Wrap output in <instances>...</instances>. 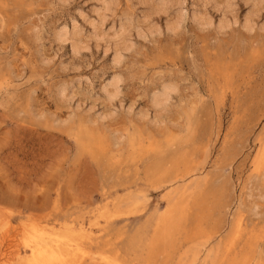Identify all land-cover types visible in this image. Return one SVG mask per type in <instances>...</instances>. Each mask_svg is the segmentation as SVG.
<instances>
[{
  "label": "rangeland",
  "instance_id": "obj_1",
  "mask_svg": "<svg viewBox=\"0 0 264 264\" xmlns=\"http://www.w3.org/2000/svg\"><path fill=\"white\" fill-rule=\"evenodd\" d=\"M102 1L0 0V264H264V0Z\"/></svg>",
  "mask_w": 264,
  "mask_h": 264
},
{
  "label": "bare ground",
  "instance_id": "obj_2",
  "mask_svg": "<svg viewBox=\"0 0 264 264\" xmlns=\"http://www.w3.org/2000/svg\"><path fill=\"white\" fill-rule=\"evenodd\" d=\"M100 1H102V0H100ZM171 1H173V0H171ZM103 3H102V5H103V8L104 9H107V7L109 8V5H107V7L105 8V6L104 5H106V4H104L106 1H102ZM248 2V1H247ZM107 3V2H106ZM163 3V2H162ZM168 3H169V1H168ZM165 4V3H164ZM170 4V3H169ZM148 5V4H147ZM167 5V4H166ZM229 6H231L230 4H228ZM255 5V4H254ZM153 7V6H152ZM159 7V6H158ZM161 7V6H160ZM163 7V6H162ZM164 7H165V5H164ZM168 7V6H167ZM166 8V7H165ZM227 8H230V7H227ZM102 10V11H104L105 13H106V10ZM164 9V8H163ZM107 10H110V8L109 9H107ZM100 12V10L98 11V13ZM102 14V13H101ZM104 14V13H103ZM101 15V17H103L104 15ZM106 16V15H105ZM99 17V16H98ZM100 17V18H101ZM207 17V16H206ZM104 19H105V17H103ZM208 18V17H207ZM207 18H206V20H207ZM103 19V20H104ZM197 19V18H196ZM251 19V18H250ZM200 20V19H199ZM205 20V21H206ZM204 20H203V22L202 23H204L205 22ZM224 21V19L223 20H221V22H223ZM249 20H247L246 22H248ZM211 22V21H210ZM210 22H209V19H208V21H207V25H208V23H209V26H210ZM238 22V21H237ZM250 22V21H249ZM201 23V24H202ZM212 23V22H211ZM227 22H223V24H226ZM252 23V21L250 22V24ZM176 24V23H175ZM222 24V26H224ZM228 24H229V22H228ZM249 24V23H248ZM250 24L248 25V26H250ZM172 25V24H171ZM170 25V26H171ZM177 26H178V24H176ZM204 25H206V24H204ZM252 25V24H251ZM173 26V25H172ZM254 26V25H253ZM122 29V28H121ZM126 29V28H125ZM136 29V28H135ZM169 29H171V28H169ZM123 31L124 32H126L124 29H123ZM65 35H66V33L65 32H63ZM122 33V32H121ZM79 34V33H78ZM123 35H124V33H122ZM73 35H74V37L76 36V34L75 33H73ZM67 36V35H66ZM78 36V35H77ZM113 36V35H112ZM120 36H122V35H119L118 36V38L119 39H121L122 40V38L120 37ZM62 37H63V34H62ZM123 37V36H122ZM65 38V37H64ZM106 38V37H105ZM66 39V38H65ZM125 39V38H124ZM123 39V40H124ZM78 40V39H77ZM122 40V41H123ZM115 41H117V40H115ZM122 41H120L119 40V44H118V47H119V45L120 44H123V42ZM125 41V40H124ZM74 42H75V40H74ZM78 42V41H77ZM122 42V43H121ZM76 43V42H75ZM125 43V42H124ZM77 44H80V42L79 43H76V47H74V48H76L77 49V47H81L80 45L78 46ZM117 44V43H116ZM75 45V44H74ZM115 45V44H114ZM117 46V45H116ZM118 47H116V49L118 48ZM76 49H73V50H76ZM80 49V48H79ZM82 49V48H81ZM78 50V49H77ZM118 56V55H117ZM121 56V55H120ZM119 57V56H118ZM118 57H117V59H118ZM116 85V84H115ZM174 86V85H173ZM173 86H166V87H164L163 88V91H162V93H160V94H157V96H155V102H156V104H158V105H162L163 103H167L169 100L168 99H170L169 98V96H171L170 95V93L176 88H174ZM64 93V92H63ZM157 93V92H156ZM116 95V94H115ZM156 95V94H155ZM168 100V101H167ZM36 224V223H35ZM10 230V229H9ZM7 231L6 233H4V235L3 236H1V239L3 240V241H5V242H7L8 241V239H9V237H10V231ZM36 230V229H35ZM37 230H39V229H37ZM37 230H36V232H37ZM41 231V230H40ZM43 231L44 230H42V233H43ZM18 232V231H17ZM21 232V231H20ZM36 232H33V233H35L36 234ZM42 233H40V232H37V234L39 235H35V240H32L31 241V239H29L31 242H30V244L28 243V247L31 249V254L29 255V257L27 258V261H26V264H69V263H71V262H77V257L79 258V255L80 254H78V256H77V252L79 253H81L82 252V249H80V247H79V250H81V251H76V249H75V251H76V253H75V256H73V254H74V251H73V254L71 253V250H69V249H67L66 247L65 248H63L64 246H62V248H61V242L59 241V240H55V241H52V243L51 242H49L48 240H50L51 241V239L48 237V236H50V235H47L46 234V231H45V234L47 235V236H45L44 234H42ZM54 236H55V234H54ZM58 237V236H57ZM30 238V237H29ZM32 238H34V235H33V237ZM54 239V238H53ZM52 239V240H53ZM59 239V238H58ZM64 239V238H63ZM62 239V240H63ZM69 239V238H68ZM65 241V240H64ZM67 241L68 240H66V243H67ZM70 241V240H69ZM62 243H65V242H62ZM71 243V242H70ZM64 245V244H63ZM69 245V244H68ZM68 245H65V246H68ZM70 246V245H69ZM72 246V245H71ZM76 246V245H75ZM1 247V246H0ZM71 248V247H70ZM74 248V247H73ZM63 249H65V250H63ZM67 249V250H66ZM12 254V253H11ZM17 256H19V255H17ZM82 256H84L85 257V255H83L82 254ZM71 257H74V258H71ZM21 260V259H20ZM110 263V262H109ZM111 264V263H110Z\"/></svg>",
  "mask_w": 264,
  "mask_h": 264
}]
</instances>
